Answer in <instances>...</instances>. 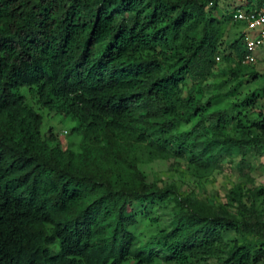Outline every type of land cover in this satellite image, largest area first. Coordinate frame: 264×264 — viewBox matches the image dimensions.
<instances>
[{
	"label": "trees",
	"instance_id": "trees-1",
	"mask_svg": "<svg viewBox=\"0 0 264 264\" xmlns=\"http://www.w3.org/2000/svg\"><path fill=\"white\" fill-rule=\"evenodd\" d=\"M210 1L0 0V264H197L225 231L246 239L224 248L222 264H264V185L247 186L248 157L264 150V100L210 110L231 21L212 15L220 0ZM231 44V75L255 79L242 71L240 37ZM44 113L76 122L77 150L44 128ZM234 151L241 181L227 205L237 217L182 206L170 230L143 239L154 202L185 197L121 181L137 155L204 170Z\"/></svg>",
	"mask_w": 264,
	"mask_h": 264
},
{
	"label": "rangeland",
	"instance_id": "rangeland-1",
	"mask_svg": "<svg viewBox=\"0 0 264 264\" xmlns=\"http://www.w3.org/2000/svg\"><path fill=\"white\" fill-rule=\"evenodd\" d=\"M240 4L243 3L235 1H228L225 5L220 3L216 9H213L212 15L221 16L222 12L225 11V7L231 11ZM240 32L241 25L239 23L229 21L223 24L218 46L224 53L219 51L217 53L219 56L215 58L214 75L211 77L213 86L210 94V110L226 109L232 103H241L248 95L256 97L258 102L264 100V65L260 63L254 65L240 63L243 66L242 71L253 70L256 78H250L242 73L233 77L229 72V68L234 70L239 66L234 52L230 60L223 57L224 54L229 53L228 51L232 48L231 43L239 38ZM192 83V78L185 80L182 96H186ZM233 87H236V89L232 95L229 90ZM239 108L251 114L253 113L247 110V106L246 108L244 107L245 109ZM237 113L238 110H231V115H236ZM43 117L44 128L52 127L53 131L58 134L63 146H70L74 150L78 149L80 135L71 132L73 126L76 125L75 121L56 113L49 115L44 113ZM188 126H182V128L184 127L183 130ZM262 153L259 156L248 157L252 168L251 176L253 181L248 183L247 186L264 185V150ZM240 158L241 153L234 151L232 155L224 154L220 158V162L223 165L222 168L214 166L210 169L197 170L196 166L190 164L185 158L171 154L156 158L137 155L135 157L136 161L131 165H127V170L122 174L123 176H119V178L122 177L121 181L138 183L144 180L152 187H174L181 193L182 197H185V199L176 202L174 199L178 198L179 195L175 193L174 197L166 196L164 199L154 202L148 211V217L143 222H140L138 226V230L145 234L143 239L162 229L170 230L172 224L177 221L179 214L186 210L197 211L207 216L220 214L237 217L236 207L228 206L227 202L230 198V191L241 181L237 168ZM182 206L186 210H181ZM181 218L180 220L183 221L185 216ZM245 239V237L234 231L223 232L222 241H226V245L223 246L224 244L220 243L222 242L220 241L217 244L216 252L205 261L201 260L197 264H222V259L224 258L222 251L224 248L232 244H239ZM159 262L163 264L161 260Z\"/></svg>",
	"mask_w": 264,
	"mask_h": 264
},
{
	"label": "built area",
	"instance_id": "built-area-1",
	"mask_svg": "<svg viewBox=\"0 0 264 264\" xmlns=\"http://www.w3.org/2000/svg\"><path fill=\"white\" fill-rule=\"evenodd\" d=\"M240 2L229 11L231 20L241 25L242 63L264 65V0H225ZM214 0L208 3L212 6Z\"/></svg>",
	"mask_w": 264,
	"mask_h": 264
},
{
	"label": "clouds",
	"instance_id": "clouds-1",
	"mask_svg": "<svg viewBox=\"0 0 264 264\" xmlns=\"http://www.w3.org/2000/svg\"><path fill=\"white\" fill-rule=\"evenodd\" d=\"M220 3H223V4L225 5L227 2H225V0H220L219 2H217V7H218V4H220ZM210 7H211V6H210ZM224 7H225V6H224ZM222 13L227 14V15L230 16V14H229V10H227L226 7H225V11H223ZM231 21H232V20H231ZM239 37H240V35H239Z\"/></svg>",
	"mask_w": 264,
	"mask_h": 264
}]
</instances>
